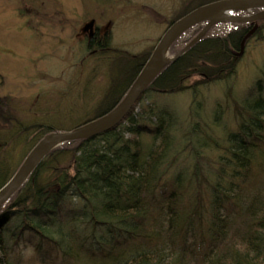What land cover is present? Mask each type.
Returning <instances> with one entry per match:
<instances>
[{
	"label": "trees",
	"instance_id": "16d2710c",
	"mask_svg": "<svg viewBox=\"0 0 264 264\" xmlns=\"http://www.w3.org/2000/svg\"><path fill=\"white\" fill-rule=\"evenodd\" d=\"M246 32L237 25L226 36L203 38L168 65L146 95L190 90L197 96V87L227 80ZM97 37L98 31L88 37V50L107 46V35ZM148 56L92 117L71 120L68 129L57 121H21L15 132L0 133V190L23 163L10 168L17 145L21 153L30 148L26 158L47 135L109 113ZM194 77L199 80L188 85ZM259 94L236 104L237 132L224 139L205 133L196 111L185 117L151 101L145 105V95L138 113L117 129L57 148L0 210V264H48L44 249L55 257L52 264H264ZM27 248L41 260H23Z\"/></svg>",
	"mask_w": 264,
	"mask_h": 264
},
{
	"label": "rangeland",
	"instance_id": "374dc122",
	"mask_svg": "<svg viewBox=\"0 0 264 264\" xmlns=\"http://www.w3.org/2000/svg\"><path fill=\"white\" fill-rule=\"evenodd\" d=\"M213 1L217 0H0V133L15 132L21 121L28 125L57 121L68 129L71 120L92 117L106 97L110 104L130 82L172 22L199 3ZM92 23V30L110 39L104 50L87 48ZM237 25L224 18L201 25L174 44L169 63L199 33L223 36ZM253 30L246 32L243 55L235 51V74L230 78L197 87V96L190 90L149 93L143 104L151 101L185 117L196 111L204 132L218 139L237 132L236 104L252 92L264 97V21ZM198 80L194 77L188 85ZM21 148L17 145L9 153L14 170L30 149L21 153ZM40 253L45 254L44 262L56 260L46 249ZM36 254L37 250L24 249L23 260L40 261Z\"/></svg>",
	"mask_w": 264,
	"mask_h": 264
},
{
	"label": "water",
	"instance_id": "95a60500",
	"mask_svg": "<svg viewBox=\"0 0 264 264\" xmlns=\"http://www.w3.org/2000/svg\"><path fill=\"white\" fill-rule=\"evenodd\" d=\"M261 9L264 10V0H221L201 6L173 23L159 41L148 63L121 104L108 114L72 131L55 132L44 138L31 151L15 176L0 190V209L24 186L42 162L55 149L68 143L94 139L117 128L135 107L142 94L170 62L167 58L169 51L175 41L184 33L204 22H210V25H212L222 19L223 15ZM224 19L238 23H254L264 20V12L248 18L228 16ZM93 25L94 23L90 24L91 30ZM257 28L258 26L253 31L255 32ZM204 34L205 32L198 36L185 51L197 43ZM246 41L247 38L242 43L239 57L244 53Z\"/></svg>",
	"mask_w": 264,
	"mask_h": 264
},
{
	"label": "flooded vegetation",
	"instance_id": "af4514ba",
	"mask_svg": "<svg viewBox=\"0 0 264 264\" xmlns=\"http://www.w3.org/2000/svg\"><path fill=\"white\" fill-rule=\"evenodd\" d=\"M253 27H254V24H251V25H248V26H247V29H248V30H251ZM97 31H98V29H95L94 32L92 31V32L88 33V34H87L88 37H89V38H92L93 35H94ZM97 38H98V40H99V38H100L99 33H98V37H97Z\"/></svg>",
	"mask_w": 264,
	"mask_h": 264
},
{
	"label": "bare ground",
	"instance_id": "6f19581e",
	"mask_svg": "<svg viewBox=\"0 0 264 264\" xmlns=\"http://www.w3.org/2000/svg\"><path fill=\"white\" fill-rule=\"evenodd\" d=\"M226 17H227V15H223V16H222V18H226Z\"/></svg>",
	"mask_w": 264,
	"mask_h": 264
}]
</instances>
